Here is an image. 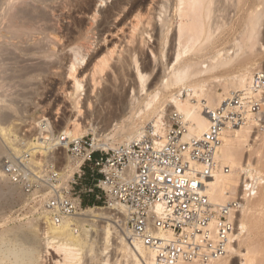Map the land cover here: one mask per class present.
Masks as SVG:
<instances>
[{
  "label": "bare ground",
  "instance_id": "1",
  "mask_svg": "<svg viewBox=\"0 0 264 264\" xmlns=\"http://www.w3.org/2000/svg\"><path fill=\"white\" fill-rule=\"evenodd\" d=\"M144 1L117 0L112 7H108L105 12L102 11L101 24L109 22L111 18L125 11V6L130 3L134 10L137 9V12L133 11L137 14L139 24L143 17ZM230 4L231 9L228 7ZM93 5L92 0H0V161L26 158L27 165L30 168L36 166L35 172L41 168L43 171L40 177L49 182V175L42 167L46 163L60 160L61 158L57 156L60 154L63 162L60 161L61 165L57 172L61 184L68 190L70 182L74 180L82 164V159L68 155L69 145L73 141L80 140L92 132L95 133L93 140L97 145L113 148L118 139L122 141V145H129L142 136L145 128L142 120L146 118L149 124L153 125L155 136L164 138L167 133V119L174 113L181 116L187 127L182 142H188L191 138H201L208 132L211 124L208 110L210 112L218 110L233 92L247 89L255 73L264 72V66L257 58L258 52L264 51L260 38L264 26V0H163L161 5L159 4L160 14L165 15L164 18L158 15L160 31L156 21V28L154 26L152 28L160 32L159 42L163 46L169 38L170 28L177 24L178 38L176 34L174 57L171 58L163 76L152 81L149 90L153 91L145 98L143 95L138 97L137 94L146 91L147 68L143 67L141 71L138 61L134 57L131 58L137 65L136 75L138 74L140 87L138 86L137 94L135 90L133 91L125 111L121 114L118 112L120 119L115 124H112V119L117 117V111L121 109L117 105L123 101L118 100L114 94L110 95L108 91L104 92L102 104L107 101L116 104L113 110L116 113L97 110V117L108 125V129L105 130L108 131L106 137L108 141L104 142L98 139L95 125L90 122L84 126L78 120L83 113L80 98L84 89L76 74L79 68L86 64L94 45L91 34L99 16L97 11H93L95 10ZM169 9L174 10L170 21L166 17ZM229 9L244 11L245 15L238 17V20L234 16L236 28L235 31L232 30V42H228L231 45H218L219 40L226 37L229 30L225 27L229 25L230 14L232 18V13L235 15L236 12L231 13ZM92 11L95 14H91ZM220 12L221 14L227 12L223 16H228L229 13L228 19L218 18L217 14ZM221 19L223 22H219ZM231 22L233 19H230ZM74 31L79 32L82 43L77 45L69 43ZM67 50L70 58L66 57V61H69L65 63L57 57L60 52H63V56L66 55ZM113 53L114 51L108 49L104 53L100 51L95 54L96 58L98 56L94 66L96 73L109 67V57ZM30 57L38 62L27 59ZM122 60L118 61L117 65L121 70L127 65L130 67L133 62L129 59ZM58 66L66 68L69 75L74 78L71 97L73 110L78 115L61 127L58 137L55 136L53 123L41 117L39 122L34 123L38 133L35 140L20 138L17 134L19 125L25 122L22 117L26 113L24 105L30 99L25 96L26 92L23 95L22 91L14 92V89L18 90L16 86L31 83L40 72H45L46 69L56 70ZM220 70H224L222 71L224 73L210 78L203 77ZM258 128L264 129V112L249 116L246 125L224 130L218 147V161L222 169L208 182V194L213 203L227 204L242 194L244 176L253 178L255 174H261L246 156L249 148L253 147L252 143L259 138L258 133L262 132L257 131ZM257 154L262 155L259 152ZM223 168H229V171ZM42 186L46 187L44 190L49 194L47 184L42 182ZM41 193L42 191H35L32 196ZM26 194L21 186L11 181L3 166H0V209H10L13 205L12 197L15 195L21 197L23 201L26 200L29 198ZM257 197L258 193L242 203L237 217V233L228 246L227 256L208 263L175 264H229V262L235 264V259L236 264H253L254 247L247 242L251 230L246 216L251 212ZM43 201H47L46 195ZM41 203L43 204L42 201ZM1 217L6 220L9 218L7 215ZM127 221L125 213L118 207H90L74 219L57 225L50 219L44 205L38 219L0 230V264H48V257L53 256V253L58 256L57 260L53 259L55 264H159L151 249L132 239ZM73 225H77L79 230H75ZM255 250L256 253L257 248Z\"/></svg>",
  "mask_w": 264,
  "mask_h": 264
},
{
  "label": "built area",
  "instance_id": "2",
  "mask_svg": "<svg viewBox=\"0 0 264 264\" xmlns=\"http://www.w3.org/2000/svg\"><path fill=\"white\" fill-rule=\"evenodd\" d=\"M263 112L264 72H257L247 89L233 92L215 112L208 110L211 124L201 138L182 142L187 127L174 113L167 119L164 138L156 137L148 124L140 138L115 149L97 145L89 137L73 141L68 155L82 159V164L69 190L59 180L61 159L42 167L49 182L40 177L41 168L35 172L36 166L27 165L26 158L3 159L0 166L27 193L42 191L46 189L42 182L47 184L50 192L44 205L57 225L90 208H84V198L72 188L88 167L92 185L84 195L123 211L132 239L151 249L159 264L208 263L227 256L242 203L264 185V175L244 176L241 195L224 205L211 201L208 182L222 169L221 136L225 129L246 125L249 116ZM73 228L79 230L77 225Z\"/></svg>",
  "mask_w": 264,
  "mask_h": 264
},
{
  "label": "rangeland",
  "instance_id": "3",
  "mask_svg": "<svg viewBox=\"0 0 264 264\" xmlns=\"http://www.w3.org/2000/svg\"><path fill=\"white\" fill-rule=\"evenodd\" d=\"M101 1L102 0H92L94 4L93 9H95L93 11L94 12L97 11L99 16L97 23L94 27V31L91 34L92 42L94 43V45L90 50L88 57L89 60L87 59L86 64H84L81 68H79L76 77H78L77 79L79 81L81 80L84 89L82 91L83 93L80 98L83 113L80 117H78V120L84 126L89 125L90 122L92 125H95L97 128L96 133H98L99 135L98 139L104 140V142H106L108 141L107 140L108 138H106L108 131L105 130L108 129V125L103 122V119L97 117L98 116L97 112L99 110L104 111V113L112 112L116 108V104L110 101H107L102 104L101 98L104 92L108 91L110 95L114 94V96L117 97L118 100H120L121 102L123 101L121 104L119 103L120 105L119 104L117 105L118 107L121 108L120 111H117L118 114L117 117L112 119V124H115L117 120L120 119L118 117L120 116L121 112L125 111V109L127 108L128 102L131 98L130 96L133 95V91L135 90L137 94L139 89L138 86L140 85L138 84L140 83L138 79V74L136 75L137 65L134 63L135 61L131 60V58L134 57L135 60L138 61V67L140 68L141 71H143L145 67L147 68V70L145 71V74L147 73L148 76L146 91L144 93H141L140 95L137 94L138 97L139 96L141 97V95H143L142 97L145 98L148 93H151L153 91V90H149L151 84L154 81H156L155 79H159L161 76H163L164 71L167 69V66L171 62V58L174 57L176 45H177V42H175L174 39L176 38V34L178 38V30H177L178 26L176 23L173 24V26L170 28L169 38L167 40L166 45L162 46V44L159 42L161 38L160 32L158 33L156 31L155 25L157 24V28L160 31V24H161L159 22V16L161 15L160 5L163 0L162 1L145 0L143 2L142 5L143 17L141 18V22L139 23L140 25L138 24V19L136 18L137 14L135 13L137 12V9L134 10L131 7L132 6L131 3L127 4V6H125L124 9L125 11H122L118 16L111 18L109 22H105L101 24L102 20L100 19L103 18L102 13L105 12L108 9V7L109 8L112 7V5L117 2V0H103L102 2ZM168 5L170 6V3ZM231 5L232 4L228 6L230 7V9L232 8ZM169 10L170 11L167 12L166 17H168V20L170 21V19L174 14V10L172 9ZM93 11L91 14H95ZM232 12H235V15H233ZM239 12L241 16L240 14H238ZM231 13H232V18L230 14L229 25L225 27V29L227 30L229 28L227 35L226 37L222 38L223 41L221 39L219 40L218 45L226 46L230 44L228 42H232L233 39L232 33L233 31H235L236 28V26H234V24L236 23L235 20L236 18L238 20L239 19L238 17L241 18L243 17V15H245V12L244 11L241 12L240 10H233L231 11ZM225 14H227V12ZM225 14H221L220 12L217 14V17L218 18L227 17L225 19H228L229 13L228 16L227 15L223 16ZM161 16L162 18H164L165 15L162 14ZM230 19H233V22L230 23ZM219 22H223V19H221V21L219 20ZM149 23L151 24V27ZM67 24L68 23H65V25ZM136 25H138L137 26L138 29ZM147 26L149 29L147 28ZM153 26L155 28H152ZM232 26H234V28ZM260 38L264 45V26L261 29ZM65 42L68 43L67 41ZM82 42L83 40L80 38L79 32L74 31L73 36L69 40V43H72V45H77ZM108 49L110 51H114L113 55L109 57V67H106L102 71L96 73L94 66L98 56L96 58L95 54L100 51L101 53H104ZM159 52L162 53L160 54ZM62 53L63 52H60L61 55L59 54L57 58L58 59L61 58L62 60H64L65 63H67V61L69 60L66 61V57L67 59L70 58L68 57L69 51L67 50L66 55H64L65 57L63 56ZM257 56L259 62H261L262 66H264V51H262V53H260L259 51ZM94 57L96 60L94 59ZM126 58L133 61L132 64L130 65V67L127 65L128 68L126 67L123 70L119 69L117 66L118 61H123L122 59L127 60ZM27 59H32V57ZM33 60L35 59L33 58L32 62H38L37 60L35 61ZM42 62H46V61H42ZM58 67L59 68L56 70L53 69L51 71L46 69V71L48 72L46 71L40 72L39 74H37V76H35V78L32 80L31 83H28L30 85L26 84L28 85L26 86L23 84L24 86H26L25 88L23 85H21L23 88L21 86H16L18 90L14 89V92L16 91L21 93L22 91V94L26 92L25 96L31 100V101L27 100L28 101L27 103L25 101L26 104L24 106L26 108H24V110L26 111V113L28 112V114L25 113L22 115L25 122L22 123V125H19L20 127L17 135L20 136V138L23 139L26 138V140L28 141H31V139L35 140V138L38 135V133H36L37 130L35 129L36 128L35 124L39 122V119L41 117L47 118L53 123L55 136L58 137L61 133V127L64 126L69 119L78 115L73 110V105H72L73 97H71V94L73 93L74 78L69 75L68 70L66 68H63L62 66H58ZM222 71L224 70H220L218 72L216 71V73L213 72L214 74L211 73L203 77L210 78L211 76L224 73ZM36 77L39 78L37 79ZM114 87H117V89ZM220 92L222 93L223 90H220ZM90 103H91V110H90ZM114 113H116V111ZM22 117L21 119H23ZM142 121H143L142 125L145 127L149 124V120L147 118L143 119ZM22 127H24V129ZM257 131H262V132L258 133L259 138L257 139V141H254L252 143L253 147L249 148V150L246 152V156L251 160V162L254 163L257 169L260 170L261 175H264V129L258 128ZM85 137H89L90 139H93L95 137V133L90 132ZM121 142L122 141L118 139V141L114 143L113 148L111 145H110L111 147L108 145L110 147L108 149H115L116 147L121 146L122 145ZM258 152L262 153V155L257 154ZM57 156H59V158H61L60 161L63 162L62 155L60 156V154H57ZM84 171L86 175L83 177L82 180L78 181L79 185L72 186V188H74L77 192L81 193L82 197L84 198L83 202H85V199L87 200L89 199L84 195L85 189L92 185L89 168L87 167L86 169H84ZM26 193L27 192H25V194ZM27 194L26 195L29 197L26 199L27 201L26 200L23 201L21 200L22 199L21 197L15 195L12 197L13 205L10 209L9 208L0 209V230L19 226V224L23 225L24 223L26 224L31 220H34L36 218L38 219V217L40 216L41 208L42 206H44V202H45L43 201V198L45 195L47 198L49 194H47L44 190H42V193L37 196H32L33 192ZM40 196L42 198H40ZM248 199L250 198H246L245 201ZM41 201L43 202V204L41 203ZM94 206L95 205L85 206L84 204V208L94 207ZM95 207H105V205L97 204ZM252 209L251 212L248 214V216H246L250 223V230H251L249 238H247V242H249L248 244H250L252 248L254 247L253 264H264V185H262V187L260 188L258 192V197L253 202ZM2 215L3 216L7 215V217L9 218H7L6 220L3 217H1ZM255 248H257L258 253L257 252L255 253L256 251ZM53 259L55 260L58 259V256L56 257V254L54 255V253L53 256L51 255L48 257V264H55ZM113 259L115 260V256H113ZM236 260L237 259L234 260L235 264H236ZM229 264H231V262H229Z\"/></svg>",
  "mask_w": 264,
  "mask_h": 264
},
{
  "label": "trees",
  "instance_id": "4",
  "mask_svg": "<svg viewBox=\"0 0 264 264\" xmlns=\"http://www.w3.org/2000/svg\"><path fill=\"white\" fill-rule=\"evenodd\" d=\"M85 206L86 205H97V202H95L94 198H90V199H85V202H84Z\"/></svg>",
  "mask_w": 264,
  "mask_h": 264
}]
</instances>
